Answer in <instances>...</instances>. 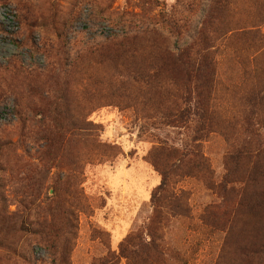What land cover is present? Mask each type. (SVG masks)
I'll use <instances>...</instances> for the list:
<instances>
[{"label": "rangeland", "instance_id": "1", "mask_svg": "<svg viewBox=\"0 0 264 264\" xmlns=\"http://www.w3.org/2000/svg\"><path fill=\"white\" fill-rule=\"evenodd\" d=\"M105 254L264 264V0H0V264Z\"/></svg>", "mask_w": 264, "mask_h": 264}, {"label": "trees", "instance_id": "2", "mask_svg": "<svg viewBox=\"0 0 264 264\" xmlns=\"http://www.w3.org/2000/svg\"><path fill=\"white\" fill-rule=\"evenodd\" d=\"M163 175V174H162ZM167 186V182L165 180V177L163 175V179L162 182L160 183V185L158 186L157 189H162L163 187ZM221 187V181H219V183H217L216 187ZM148 245V243H143V242H139V240H137V238L135 236H128L126 237L119 245V254L121 252H123L124 250H126L127 248L130 249V252L132 254H138L139 252H143L145 247ZM112 261V258L110 257V255L105 254L100 262L101 263H110Z\"/></svg>", "mask_w": 264, "mask_h": 264}]
</instances>
